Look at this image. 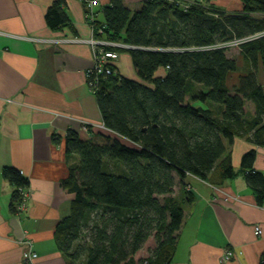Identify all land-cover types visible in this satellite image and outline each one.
<instances>
[{"label":"trees","instance_id":"1","mask_svg":"<svg viewBox=\"0 0 264 264\" xmlns=\"http://www.w3.org/2000/svg\"><path fill=\"white\" fill-rule=\"evenodd\" d=\"M196 1L144 0L131 10L110 0L94 11L99 36L129 47L110 49L130 55L139 80L119 75L112 64L116 74H103L95 92L105 129L65 138L66 154L78 159L63 182L74 195L71 211L55 229L67 264H171L185 217L174 188L187 174L214 185L242 174L264 205L255 149L242 155L238 173L227 152L236 136L264 147V89L257 80L259 63L264 67V0H236L237 14ZM45 21L51 29L71 27L58 2ZM233 40H242L250 69L229 88V75L239 68L225 46ZM2 174L16 188L15 212L26 180L14 168ZM182 186L189 204L193 197ZM149 238L155 248L137 260Z\"/></svg>","mask_w":264,"mask_h":264},{"label":"crops","instance_id":"2","mask_svg":"<svg viewBox=\"0 0 264 264\" xmlns=\"http://www.w3.org/2000/svg\"><path fill=\"white\" fill-rule=\"evenodd\" d=\"M123 1L136 10L144 0ZM57 2L71 27L47 26L45 13ZM109 3L98 0L94 11ZM85 11L83 0H0V264H26L25 241L37 254L35 264H67L55 229L71 211L74 195L63 182L78 159L66 154L65 138L70 131L87 138L82 124H103L87 78L92 48L74 41L92 36ZM113 65L119 75L139 80L127 52L118 53ZM237 65L238 71L229 75V88L250 69L241 54ZM257 80L264 89L261 63ZM247 112H254L252 103ZM250 149L256 151L254 169L264 175V147L238 136L227 143L234 170L238 173L241 157ZM4 168L18 170L26 180L29 197L21 211H11L16 188L3 177ZM182 184L193 197L189 204L183 200ZM174 195L185 217L171 264H261L264 205L257 204L242 174L218 185L190 174L183 181L177 177ZM226 250L236 257L222 262Z\"/></svg>","mask_w":264,"mask_h":264},{"label":"built area","instance_id":"3","mask_svg":"<svg viewBox=\"0 0 264 264\" xmlns=\"http://www.w3.org/2000/svg\"><path fill=\"white\" fill-rule=\"evenodd\" d=\"M86 6L85 18L89 23L92 31V36L89 39H78L74 41L87 42L92 48V65L87 70L88 84L91 91L95 94L98 86L99 79L103 74H116L115 70L111 69L113 59L117 57V52L110 48H129L125 44L113 42L104 38H99L98 34L102 32L95 20L94 8L98 5V0H83ZM242 43V40H233L225 44L226 47L238 46ZM94 128L105 129L104 125L93 126ZM90 125L82 124V130L85 132L90 131ZM91 128V129H94ZM18 202L16 204V211H21L25 208V204L29 197V190L18 188ZM256 234H260L261 230L255 228ZM28 248L24 252V261L26 264H35L34 261L37 258L36 252L31 249L30 242H24ZM236 257L235 252L226 250L221 257L222 262H227Z\"/></svg>","mask_w":264,"mask_h":264},{"label":"rangeland","instance_id":"4","mask_svg":"<svg viewBox=\"0 0 264 264\" xmlns=\"http://www.w3.org/2000/svg\"><path fill=\"white\" fill-rule=\"evenodd\" d=\"M191 2H195L194 0H190ZM200 2H204L205 0H199ZM216 6L220 9H223L225 11H227V13L232 14V13H241L242 12V6L239 3V1L236 0H212ZM237 2L238 4H240V6L238 7V5L235 3ZM197 2V1H196ZM251 17H256L259 18L258 15H251ZM228 56H231L233 58L237 57L236 59L238 60V55L240 54V49L238 46H231L229 47L228 50ZM27 186H23V189H26ZM28 189V188H27ZM155 248V241L153 238H149L147 240V242L144 244L143 248L141 250H139L136 255L135 258L137 260H139L140 258H145L147 256H149V254L153 251V249Z\"/></svg>","mask_w":264,"mask_h":264}]
</instances>
